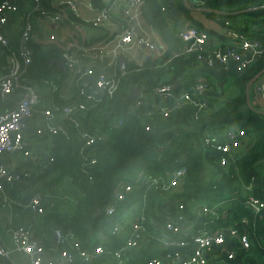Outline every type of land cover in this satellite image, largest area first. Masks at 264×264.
I'll use <instances>...</instances> for the list:
<instances>
[{
    "label": "trees",
    "instance_id": "trees-1",
    "mask_svg": "<svg viewBox=\"0 0 264 264\" xmlns=\"http://www.w3.org/2000/svg\"><path fill=\"white\" fill-rule=\"evenodd\" d=\"M53 1L39 0L36 3L35 0H29L28 11H32L36 4L40 6L39 10L32 11L34 23L41 16V10L50 13L56 11ZM199 1L204 7L228 14L196 12L187 8L183 0H146L145 19L167 42L166 54L161 59L148 57L142 63L125 57L124 72L117 64L116 71L120 78L118 91L113 98L106 99L103 104L90 110L83 122L85 130L98 132L102 139H98L94 146L86 147L77 138L67 141L60 135L52 136L54 144L50 155L53 161L48 158L41 173L27 177L30 184H35L52 175L50 187L69 178L71 184L79 189L73 212H65L61 209L63 201H56L55 206L48 208L45 213L47 222L53 223L55 229L64 233H73L83 249H91L99 244L104 247V252L96 259L83 261L77 258L74 264H118L113 251L124 244L126 231L123 230L118 236L111 235V229L120 215L108 217L104 208L117 186L126 181L140 187V191L131 196L137 203L133 211L139 214L144 209L146 227L150 233L154 232L152 221L159 220L162 211L174 209L183 203L186 215L196 224V228H235L239 235L249 237L251 247L248 250L237 247L230 264H264V207L253 212L244 206L245 200L251 195L264 201V115L253 112L247 106L245 94L247 82L264 69V52L247 70L229 79L228 95L217 97L194 93L191 103H183L180 95L199 82L200 76L205 75L197 67L202 63V58L208 56L207 51L198 50L168 61L170 54L181 43L180 33L190 27L204 31L209 38H215L213 42L209 41L205 48L207 50L218 46L221 49H238L240 39L204 26L194 16L197 13L215 20L223 27L228 23V28L243 35V38L260 40L264 44V9L231 14L264 5V0ZM91 3L96 9L105 6L103 0H91ZM175 13H180L184 24L179 20H169ZM259 26L261 28L257 29ZM30 46L33 62L27 76H66L56 62L51 63L67 51L62 44L57 41H31ZM177 81L178 88L171 90L176 96L177 106L167 116L159 109L149 114V94L157 87H170ZM206 81L209 89H212L215 82ZM131 86L138 87L142 93L140 99L143 104L135 109L130 106L137 99L125 100ZM198 102L205 103L200 111L196 105ZM118 122L121 124L118 125ZM226 127L231 128L229 130L232 133L241 131L249 141L242 143V148L222 166L221 154L216 147L225 140L223 135L225 132L226 136ZM91 157L95 158V162L85 174L81 170L83 162ZM183 167L187 169V174L175 190H156L155 185H150L155 179L161 183L162 179L168 178V174ZM198 197L205 199L203 204L216 207L219 218L195 214L196 205L191 204V201ZM160 252L159 242L152 237L124 264H149ZM223 258L217 255L209 259L218 262ZM209 262L213 264L212 260Z\"/></svg>",
    "mask_w": 264,
    "mask_h": 264
},
{
    "label": "built area",
    "instance_id": "built-area-1",
    "mask_svg": "<svg viewBox=\"0 0 264 264\" xmlns=\"http://www.w3.org/2000/svg\"><path fill=\"white\" fill-rule=\"evenodd\" d=\"M18 0H0V50L9 52L12 60V68L10 72L0 78V99L6 103L9 96L18 93V101L15 106L7 111L0 113V195L4 202L2 207H6V197L3 195L4 184L10 183L15 179V174L2 162L6 156L22 152L24 156L31 157L32 152L24 150L23 132L28 126L31 119L35 117L34 106L39 103L40 96L35 87L27 82L26 77L32 62L33 50L30 46L36 23L32 20V11L39 10L40 6L36 4L32 11H27L23 15L21 35L18 40L16 50L12 48V38L6 33V26L11 14L18 10ZM115 0H103L105 6L97 9L90 23L91 27L99 28L106 24L112 17L111 4ZM36 3L39 0H35ZM81 0H54L53 6L56 11L50 13L47 10H41L40 20H44L49 24L50 29L40 32V42L49 43L57 41V32L66 17L71 16L77 20H81L79 6ZM193 6H203L199 0H191ZM146 0H126L122 9V18L126 20V24L121 31L117 33V46L114 50L129 52L137 46L148 53L150 58L161 59L167 51V45L158 40V38L144 28V13ZM38 18V19H39ZM84 22V21H83ZM228 23L224 26L222 34L232 38L240 39L238 49L234 48H218L205 49L209 44V37L204 31H198L194 27H190L180 33L181 43L179 47L172 52L168 61L176 57L189 55L198 50H206L207 57L202 58L208 68L216 66L228 68L231 64H236L238 73H242L264 52V44L260 40H248L243 35L238 34L228 28ZM86 52V51H85ZM65 58V67L72 74H76V93L75 99L64 103H53L50 108H46L40 112L41 128L40 133L43 135H60L69 141L77 138L83 142L86 147L94 146L98 139L102 136L98 132H91L83 128L80 114L88 112L104 103L106 99L114 97L120 86V78L116 73H97L93 66L85 65L84 68H78V61L73 55L67 51L62 55ZM89 60L96 62H104L107 53L104 48L92 46L85 54ZM114 63H111L112 65ZM90 78L89 84H84L82 79ZM258 93L262 98L261 107L264 108V74L255 82ZM209 83L201 80L192 86L189 90L180 95L183 103H191L194 93L202 94L203 91L209 89ZM47 91L53 99V95L57 90V84L53 80L47 81ZM154 92L163 95L165 98L172 100V107H161L151 105L149 114L154 109H159L167 116L176 106V96L169 87L161 86L154 89ZM141 94L139 99L130 107L135 109L143 104ZM198 111L205 107L204 102H198ZM57 116H62L61 123L55 121ZM118 125L121 122L117 123ZM243 133L238 131L232 133L227 130L225 140L216 148L220 151V164L226 165L229 159H232L238 149L242 146ZM49 160L53 161L50 155ZM95 162V158H88L83 162L82 172L87 174L89 167ZM187 169L179 168L168 174L167 179H162L159 183L157 179L150 184L155 185L156 190L173 191L180 186L181 180L186 176ZM28 177L29 174H24ZM140 191L139 186H135L130 181L121 182L113 193V197L109 204L104 208V213L108 217L119 216L120 218L111 229L112 236H118L123 230H126L124 244L113 251V256L118 260V264H124L130 257L134 256L150 238L155 237L161 246V252L157 257L152 259L149 264H208L211 256L222 255L220 249L225 244L226 237L230 236L237 239V247L248 250L251 247L250 239L247 235H239L235 228H218L208 229L196 228L194 222L189 219V215L185 213V205L183 203L176 205L174 209L168 208L159 214V220H153L154 232H149L146 227V215L144 209L135 217L127 227H124V219L122 213L126 208H134L137 206L135 199L131 196ZM145 201V197L143 198ZM128 203V205H127ZM56 202L51 196L45 198L44 194H34L29 202V207L39 214H44L47 208H53ZM191 204L196 205L197 215L211 216L219 218L216 207H210L205 204H197L196 200H192ZM244 206L258 212L264 207V201L253 195L249 196ZM206 225V224H205ZM54 234L58 252L55 258L50 259L46 263L43 260L44 247L41 244L33 242L32 232L29 227H18L12 231L14 249L20 253L30 256L31 264H74L77 258L83 261L96 259L104 252L102 245H97L91 249H83L81 242L71 233H64L60 229H55ZM12 251L7 249L0 242V258L6 264H15L11 256ZM220 264H230V260L235 256V250L226 253Z\"/></svg>",
    "mask_w": 264,
    "mask_h": 264
},
{
    "label": "crops",
    "instance_id": "crops-1",
    "mask_svg": "<svg viewBox=\"0 0 264 264\" xmlns=\"http://www.w3.org/2000/svg\"><path fill=\"white\" fill-rule=\"evenodd\" d=\"M125 3L126 0H115L111 4V19L99 28H93L90 24L83 22L82 20L71 18V16L70 18L66 17L65 21L57 32V42L62 44L64 50H67L69 54L73 55L74 59H77L78 68L81 66L83 69L85 65H88L93 66L97 73L117 74L116 65L119 64L117 52L120 50H117L116 52H114V50L117 46V33H119L124 24H126V20H123L122 18V9L125 6ZM90 4L94 15L97 9L92 6L91 0ZM17 6L18 10L10 15L8 24L6 26V33L12 38V48L14 50H16V47L18 46V42L16 43L15 41H18L21 35L23 15L29 10V0H18ZM83 12L85 14H90L87 8H84ZM194 16L198 18L204 24V26L212 30L220 32L224 29V27L220 26L215 20L207 19L202 14L197 13ZM169 20H179L181 24H184V20L182 19L180 13H175L173 18H170ZM143 21L146 31L156 36L158 40L163 42L168 47L167 42L161 35L158 34L154 26L146 21L145 15ZM239 21L241 22V19ZM35 23L36 25L32 41L41 43L39 37L40 32L43 31V29L49 30L50 27L47 22L40 20V18L36 19ZM259 28H261V26L257 27V29ZM252 30L253 29H251V32ZM211 38H213L212 41L215 40L214 37ZM92 46L105 49L107 58L104 62L92 61L85 56L86 52ZM121 53L124 56V59L126 57L127 59L134 60L138 63H142L149 57L147 52L138 48L137 46L129 50V52L121 51ZM10 58L11 55L9 52L0 50V78L10 72L12 68V60ZM60 58L52 60L51 63L56 62L58 68L63 70L64 73H66V76L62 77L61 75L57 74L56 76L49 78H30L27 75L24 77L27 82L31 83L35 87L40 96L39 103L34 106V111L36 113L35 117L29 121L28 126L23 132V149L28 151L30 150L32 152V156L26 157L22 152H18L2 159V162H4V164L15 174V179L10 183L4 184L3 187V195L6 197V202L8 203L6 207L1 206V203L4 202V199L0 195V242L4 247L12 251L11 256L15 264H31L29 255L20 253L14 249L12 231L18 227H29L31 229L33 241L37 244H41L45 249L42 255L45 263L50 259L55 258L58 251L56 237L54 234L55 226L53 223L47 222L45 214L46 211L44 214H39L29 207L31 197L36 193L44 194L45 198H50L52 196L55 202L63 201L61 208L62 210L67 213H71L74 210L76 204L75 202L79 195V189L71 184V180L69 178L62 180L65 182V184L62 186L57 183L50 187L49 183L51 180H53L52 175L47 177L44 181L35 184H30L27 177L24 176L26 173L30 175L33 173H41L43 171L54 144L52 136L43 135L40 133V112L46 108H50L53 103L61 105L75 99L77 76L76 74L69 72L66 69L65 64L64 68L60 67V64L57 62V60ZM111 63L114 64L110 65ZM197 70H200L205 74L204 76H200V81H218L222 88L225 87V89L230 83L229 79L238 74L236 70V64H231L228 68H222L219 66L208 68L204 63H201L197 67ZM48 80H53L57 84V90L53 95V99H51L46 89ZM82 82L87 85L91 82V79L84 77ZM223 91L224 90L221 91L220 96L224 95ZM215 93L216 91L207 90L206 93L202 94L216 95ZM140 94L142 96L141 92ZM18 98L19 96L16 92L9 96L6 103H3L0 99V113L15 106ZM250 100L252 106L255 109H262V98L258 93L256 85L252 86ZM148 102L155 106H161L164 108L172 107L174 105L172 100H169L163 95H160L154 91L149 94ZM89 112L90 111L80 114L82 123L85 119H87ZM55 121L57 123H61L62 116H57ZM245 139L247 142L249 141L247 137H245ZM242 143L244 144L245 141L242 140ZM122 215L124 223L127 221L129 222L127 225L124 224V227H127L135 217V211H133L131 208H126ZM237 245L236 238L227 236L225 244L220 249V253L225 255L226 253L235 250ZM211 258L214 257L211 256ZM211 260V263L213 264H220V261L213 262V259H209V261ZM0 264H6V262L0 258Z\"/></svg>",
    "mask_w": 264,
    "mask_h": 264
},
{
    "label": "water",
    "instance_id": "water-1",
    "mask_svg": "<svg viewBox=\"0 0 264 264\" xmlns=\"http://www.w3.org/2000/svg\"><path fill=\"white\" fill-rule=\"evenodd\" d=\"M184 4L187 8L196 11V12H202V13H211V14H215V15H223V14H228V13H224L220 10L217 9H212V8H208V7H204V6H193L189 0H183ZM259 9H264V5L261 6H253V7H249V8H245L243 10L240 11H236L231 13L232 15H239L242 13H250L252 11H256ZM118 55V62H119V67L122 70V72H124V68H125V59L124 56L122 55L121 51L117 52ZM57 62L60 64V67L64 68V64H65V58L62 56L59 60H57ZM264 74V69L260 72H258L255 76H253L246 84V88H245V94H246V103L247 106L256 113H260L264 115V111L260 110V109H255L252 104H251V100H250V94H251V89L252 86L255 84V82ZM179 86V82L177 81L174 85L170 86L169 89L171 90H175L177 89ZM140 95V89L138 87L135 86H131L129 89L128 94L125 97L126 101H130L133 99H137L139 98ZM17 177V176H16ZM171 202L168 204L170 205ZM101 211L98 212V214H100ZM34 242V241H33Z\"/></svg>",
    "mask_w": 264,
    "mask_h": 264
},
{
    "label": "rangeland",
    "instance_id": "rangeland-1",
    "mask_svg": "<svg viewBox=\"0 0 264 264\" xmlns=\"http://www.w3.org/2000/svg\"><path fill=\"white\" fill-rule=\"evenodd\" d=\"M84 8H87V10H88V12L90 14H85L83 12V9ZM79 12H80V18H81L82 21H84V22H86L88 24H90L92 22V20H93V9L91 7L90 0H81V4L79 6ZM212 39L213 38H211V37L209 38V40H212ZM218 48H220V47L218 46L217 48H214V49H218ZM167 51H168V48H167ZM220 90L221 91L224 90L223 91L224 92L223 93L224 96L229 94V91H228L227 87H226V89H225V87L222 88V86L220 85V83L218 81H216L215 84L212 85V89L210 88L208 91H216V93H215L216 96L217 97H222V96H220V94H221V91ZM206 92H207V90L203 91V93H206ZM260 110H263L264 111V108L262 107V109H260ZM229 129H231V128H227L225 131L227 132V130H229ZM223 136L225 137V132H224V135ZM241 140H244L245 142H247V140L245 139V137L242 138ZM241 148H242V146L238 150H240ZM58 184H60L62 186V185L65 184V182L64 181H61ZM64 193H62V194H64ZM199 196H201V195H199ZM204 202H205V199L202 198V197H198V199H196V203L197 204H202Z\"/></svg>",
    "mask_w": 264,
    "mask_h": 264
}]
</instances>
